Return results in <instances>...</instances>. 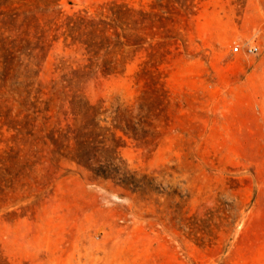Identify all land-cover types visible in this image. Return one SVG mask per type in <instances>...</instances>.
<instances>
[{"label":"rangeland","instance_id":"374dc122","mask_svg":"<svg viewBox=\"0 0 264 264\" xmlns=\"http://www.w3.org/2000/svg\"><path fill=\"white\" fill-rule=\"evenodd\" d=\"M0 264H264V0H0Z\"/></svg>","mask_w":264,"mask_h":264},{"label":"built area","instance_id":"2783aa9c","mask_svg":"<svg viewBox=\"0 0 264 264\" xmlns=\"http://www.w3.org/2000/svg\"><path fill=\"white\" fill-rule=\"evenodd\" d=\"M239 45L238 44H235L233 47H232V49H233V51H237V50H239ZM257 49H258V47L256 46V45H247L246 47H245V51H247V52H249V53H252V52H255V51H257Z\"/></svg>","mask_w":264,"mask_h":264},{"label":"trees","instance_id":"16d2710c","mask_svg":"<svg viewBox=\"0 0 264 264\" xmlns=\"http://www.w3.org/2000/svg\"><path fill=\"white\" fill-rule=\"evenodd\" d=\"M108 22H109L110 25L115 26V25H114V22H115V19H114V18H111ZM82 115H83V114H82Z\"/></svg>","mask_w":264,"mask_h":264}]
</instances>
